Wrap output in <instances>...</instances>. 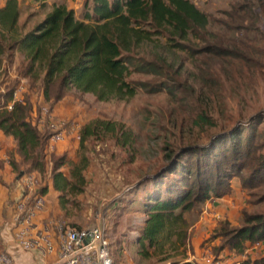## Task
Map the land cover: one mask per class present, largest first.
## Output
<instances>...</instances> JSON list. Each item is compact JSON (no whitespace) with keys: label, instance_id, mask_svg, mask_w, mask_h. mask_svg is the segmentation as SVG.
Listing matches in <instances>:
<instances>
[{"label":"trees","instance_id":"trees-1","mask_svg":"<svg viewBox=\"0 0 264 264\" xmlns=\"http://www.w3.org/2000/svg\"><path fill=\"white\" fill-rule=\"evenodd\" d=\"M48 1L36 0L43 5ZM91 1L81 19L73 9L55 2L45 19L24 35L19 29V1L8 0L0 9V66L4 56L13 61L16 53L22 54L27 63L22 75L41 82L45 100L52 104L49 106L51 111L71 90L92 94L99 102L134 98L144 84L130 80L134 61L132 53L153 41L155 36L167 34L174 42V48L187 50L192 57L212 55L219 61L218 67L214 68L203 61V87H211L214 83L221 88L223 77L235 65L241 70L252 67L246 63L254 54L250 45L238 47L231 41L226 45L227 42L221 39L220 43L204 47L202 52L194 50L198 48L183 46L191 43L194 35L207 33L210 24L209 16L190 0ZM241 1L235 10L243 6L240 11L264 23V0ZM261 37L264 43V33ZM5 41L9 42L5 44ZM261 51L264 52V47ZM146 67L148 73L155 71L157 74L152 62ZM138 70L144 71V68L139 66ZM167 87L172 89L168 84ZM167 87L163 89L168 90ZM16 89H8L5 93L0 89V131L15 142L14 153L10 154L14 172H20L21 163L29 167L30 173L41 175L47 169L45 148L52 132L48 126L41 131L40 120L37 123L31 121L32 107L26 97L20 103L15 102L13 109L9 110ZM192 119L202 131L217 126L205 110L194 114ZM263 124L264 117L257 114L247 125L212 134L204 146L192 144L179 152L169 146L165 148V159L169 164L129 192L134 194L147 184L152 187L143 203L147 219L137 240L141 257L156 258L169 264H198L188 260L192 235L186 214L200 212L207 202L231 195L235 180H239L247 191L250 205L264 202V194L260 192L264 189ZM108 138L116 147L126 151L133 149L136 143L135 133L124 123L96 119L81 130L77 161H68L66 157L54 159L51 183L59 193L63 210L67 211L74 199L88 188L86 173L90 159L85 153L88 141ZM2 180L0 176L1 183ZM48 192L49 184L40 190L42 195ZM215 241H219V245L213 247L216 259L225 250L242 255L249 246L264 243V213L243 210L239 226L228 220L221 221L208 243ZM111 255L115 264L112 246ZM239 264H264V257L249 258Z\"/></svg>","mask_w":264,"mask_h":264},{"label":"rangeland","instance_id":"rangeland-1","mask_svg":"<svg viewBox=\"0 0 264 264\" xmlns=\"http://www.w3.org/2000/svg\"><path fill=\"white\" fill-rule=\"evenodd\" d=\"M4 1L0 0V5ZM27 1L21 0L19 20L21 35L32 31L45 19L52 7L48 3L54 0H49L46 5L35 1L34 5H28ZM190 1L209 16L210 24L207 33L202 32V37L200 33L199 36L194 35L191 43H184L183 46L198 48L194 50L202 52L204 47L220 43L221 39L225 42L231 41L238 47H241V44L250 45L252 50L254 49V54L246 63L252 67L241 70L235 65L236 67L229 68V73L223 77L224 85L221 88L214 83H211V87H203L201 84L204 77L203 61H207V64L214 68L218 67V60L212 55L192 57L189 51L174 48V42L170 41L167 34L155 36L153 41L147 42L132 53L134 61L130 80L136 84H144L134 98L127 101L99 102L92 94H80L71 90L56 103L54 111L61 107L65 111V116L60 117L70 120L75 126L65 142L53 144L48 141L45 148L47 169L44 174L30 173L29 167L21 163L20 172H14L10 154L14 153L15 148L7 152L9 170L13 174L12 182L17 183V177L22 173H25L24 176L37 174L40 192L42 188H47L52 180L55 158L78 160L81 130L88 123L96 119L116 121L133 130L136 143L129 151L116 147L114 141L109 138L105 141L93 139L88 141L85 150L90 159V167L86 173L88 188L83 195L74 199L67 211L62 209L59 193L54 189V193L48 198L49 203L53 202L49 213L52 218H61L68 225L80 229H90L99 223L105 224L115 264H169L159 262L156 258L144 259L139 254L137 240L147 219L143 203L146 195L152 190L151 185L143 186L134 194L125 191L142 177L154 176L159 169L169 164V160L165 159L166 147L169 146L179 152L192 144L204 146L212 134L237 125H247L257 114L264 117V67H262L264 52L261 51L264 47L261 41L264 23L257 22L249 13L240 11L243 6L238 11L235 10L234 7H239L241 0ZM81 2H87V5L90 3L88 0H79V3ZM78 14H76L78 18L84 15L83 7L78 10ZM150 62L157 69V74L155 71L148 73L145 70L147 63ZM26 64L24 56L20 53H16L13 61L4 56L0 66V89L2 93L8 89L15 90L23 80L26 81L27 93L23 97L27 98L28 104L32 107L31 121L37 123L38 120L41 121V107L44 104L48 106L52 104L46 102L41 82L22 75ZM139 66L144 68V71H139ZM167 84L172 89H169ZM201 110H205L214 119L216 127L202 131L193 124L194 114ZM45 127L47 125L41 127V131H44ZM261 128L264 129V124ZM16 159L20 160L18 156ZM65 171L68 172V169ZM5 187L8 193L5 202L13 206L23 196V184L17 200L10 201L11 185L5 184ZM260 192L264 194V189ZM244 194L247 196L245 205L249 212L264 213V202L252 206L248 203L250 197L246 190ZM227 203L222 200L216 201L217 210H228L230 203ZM237 207V212L234 215L230 214L234 226H239L242 220L241 202ZM199 219L200 215L197 212L190 214V225L196 224ZM211 235H207L203 240L204 245L210 244L208 241ZM253 254L254 252H249L247 259L252 258ZM236 258L239 259L233 260ZM227 259H231L232 264L247 260L235 252H230Z\"/></svg>","mask_w":264,"mask_h":264},{"label":"built area","instance_id":"built-area-1","mask_svg":"<svg viewBox=\"0 0 264 264\" xmlns=\"http://www.w3.org/2000/svg\"><path fill=\"white\" fill-rule=\"evenodd\" d=\"M26 81H22L14 93V101L9 105L13 109L15 102H22L27 92ZM39 128L47 124L52 132L50 142L63 143L75 126L70 120L60 117L44 104L41 107ZM24 193L14 204V238L18 246L25 251L38 252L44 256H54V264H113L111 244L107 227L99 223L90 229H80L68 225L61 218L49 216V199L39 192L40 181L37 174H28L21 178ZM261 244V243H260ZM260 244H256L257 248ZM246 249L241 255L247 259ZM249 259V258H248ZM191 261V260H190ZM222 258L213 260L220 264ZM0 264H15L13 259L0 249Z\"/></svg>","mask_w":264,"mask_h":264},{"label":"crops","instance_id":"crops-1","mask_svg":"<svg viewBox=\"0 0 264 264\" xmlns=\"http://www.w3.org/2000/svg\"><path fill=\"white\" fill-rule=\"evenodd\" d=\"M7 1L8 0H5L4 3L0 5V9L6 5ZM18 1L21 10V0ZM34 1L36 2V0H28L27 3L28 5H34ZM88 1L90 2L88 6H91L92 1ZM55 2L65 4L69 9H73L77 15H79L78 10L81 7H83V12L86 11L85 8L87 2H84V4L82 2L79 3V0H54L52 3L49 2L48 4L52 6ZM81 18L82 17H79V19ZM64 112L65 111L62 110L61 107H57L54 111V113L58 116H65ZM14 148L15 145H13L12 138L6 137L3 132L0 131V176L4 181V184L0 182V249L6 252L13 259L15 264H54L56 263V258L54 256H44L38 252L25 251L20 246H18L17 242L15 241L14 233L16 225L13 220L14 205L12 206L11 203L5 202L7 200L6 194H8L6 193L7 189H5V184L11 185L12 194L10 195V201L17 200L22 191V182L20 183L21 180L19 181L17 179V183L12 182L13 174L9 170L8 166L7 152L12 151ZM53 193L54 190L52 187V183L50 182L47 197L49 198ZM244 193L245 190L241 182L239 180H235L232 183L231 195L223 199H218L219 201L222 200L224 202L230 203V205H228V210H217L216 201L218 200H214L211 202H207L205 205H203L201 211L197 212L200 215L199 221L192 226L190 225V232L192 233V251H189L187 253L189 261H196L198 264L214 263L213 260L216 259V256L213 253V247L219 245V241L204 245L203 240L206 239L207 235L212 234L218 227L216 225L218 221L228 220L232 223L230 216L234 215L237 212V204L241 202L242 210L246 209L245 202L247 201V196ZM52 203V201L51 203H49V213L51 211L50 205ZM213 211H215L216 213H214ZM193 213L186 214V218L188 219V221H190L189 215ZM247 250L249 252H254V254L251 256L252 259L264 257V243H261L257 248H255L254 246H249ZM229 253L230 251L225 250L219 255V257L222 258L220 264H232L231 259H227ZM238 259L239 258L233 260Z\"/></svg>","mask_w":264,"mask_h":264},{"label":"water","instance_id":"water-1","mask_svg":"<svg viewBox=\"0 0 264 264\" xmlns=\"http://www.w3.org/2000/svg\"><path fill=\"white\" fill-rule=\"evenodd\" d=\"M154 176H145V177H142L141 179H139L138 181H136L134 184H132L131 186H128L125 191H130L132 190L133 188H136L138 187L141 183L145 182L146 180L150 179V178H153Z\"/></svg>","mask_w":264,"mask_h":264}]
</instances>
